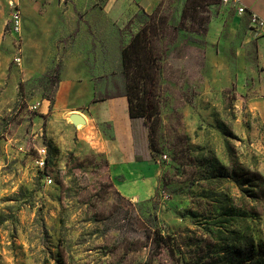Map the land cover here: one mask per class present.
Returning <instances> with one entry per match:
<instances>
[{
    "label": "rangeland",
    "instance_id": "obj_1",
    "mask_svg": "<svg viewBox=\"0 0 264 264\" xmlns=\"http://www.w3.org/2000/svg\"><path fill=\"white\" fill-rule=\"evenodd\" d=\"M107 1L88 5L97 13L87 25L99 34L87 54L99 66L97 96L122 86L120 49L140 27L132 18L119 26L117 18L104 17ZM184 2L163 0L154 9L168 16V26L159 42L156 152L147 138L148 153L141 156L157 165V184L145 200L121 195L103 158L58 148L34 127L37 105L54 97L53 69L62 66L61 56L40 77L12 76L22 65L14 58L24 54L10 32L2 34L0 264H264V114L245 112L221 79L209 96L210 82L180 66L189 55L203 60L210 24L227 13L221 21L227 32L234 10L221 2L202 7L186 21L188 30H179ZM28 53L25 61L33 64L35 50ZM145 137L146 128L137 125L139 150ZM41 148L43 169L36 164ZM156 232L165 238L160 244L153 241Z\"/></svg>",
    "mask_w": 264,
    "mask_h": 264
},
{
    "label": "crops",
    "instance_id": "obj_2",
    "mask_svg": "<svg viewBox=\"0 0 264 264\" xmlns=\"http://www.w3.org/2000/svg\"><path fill=\"white\" fill-rule=\"evenodd\" d=\"M11 1L18 3L20 11V49L24 54L20 72L13 71L12 76L20 73L23 80L40 77L50 68L55 55L60 54L62 61L53 100L42 99L37 105L34 127H40L41 133L58 148L103 158L108 176L124 197L135 201L151 198L158 167L146 158H136L148 153L147 137L142 149L136 143V126L145 129L143 121L130 118L124 96L96 100L93 78L98 75L99 66L93 67L87 54L91 41L97 42L95 37L99 34L93 31L91 35L87 30V25L96 23L93 19L97 14L89 11V0L76 3L75 0H0V47L10 18ZM117 2L124 4L123 9L114 10ZM159 3L158 0H108L103 16L117 18V24L123 26L137 10L151 13ZM242 4L246 8L242 15L223 5L234 10L229 16L227 32L221 21L228 15L222 13L219 20L210 24L203 60L189 55L181 60L180 66L184 71L191 68L193 76L210 82L209 96L212 87L218 86L214 82L221 79L226 86L234 88L245 112L261 116L264 114V35L254 39L249 26L250 15L264 20V0H242ZM30 49L37 55L33 64L25 61ZM5 74V69L0 67V79Z\"/></svg>",
    "mask_w": 264,
    "mask_h": 264
},
{
    "label": "trees",
    "instance_id": "obj_3",
    "mask_svg": "<svg viewBox=\"0 0 264 264\" xmlns=\"http://www.w3.org/2000/svg\"><path fill=\"white\" fill-rule=\"evenodd\" d=\"M218 2L220 0H185L180 21L175 28L188 30L187 20L194 21L200 8ZM157 13V11L142 12L132 16V21L139 22L140 27L120 49L119 74L123 82L122 86L118 87L113 95L96 97V100L126 97L130 118L143 121L151 152H156V146L152 141L160 122L159 75L163 52L159 42L166 35L168 26V16ZM53 70L56 72L54 80L57 84L61 71L60 64H56ZM48 100L52 102L53 97ZM136 158L142 159L138 155ZM164 239L159 232L153 235L156 244H160Z\"/></svg>",
    "mask_w": 264,
    "mask_h": 264
},
{
    "label": "built area",
    "instance_id": "obj_4",
    "mask_svg": "<svg viewBox=\"0 0 264 264\" xmlns=\"http://www.w3.org/2000/svg\"><path fill=\"white\" fill-rule=\"evenodd\" d=\"M159 2H162L163 0H158ZM220 2L223 5L231 6L234 9H236V12L238 14H245L246 8L242 4V0H220ZM10 18L9 22L7 23V30L14 35L15 40L17 42V45H20V34L22 30V24H21V17H20V11L18 8V3L16 1L10 2ZM249 32L252 35L254 39H257L258 37L264 35V20L258 18L255 15H250V26H249ZM21 51V49H20ZM14 63L19 65L21 63V56H17L14 58ZM39 158L36 160V164L41 166L42 169L44 168L46 164V150L45 148H41L38 150ZM46 182L50 184L52 180L50 178H46Z\"/></svg>",
    "mask_w": 264,
    "mask_h": 264
}]
</instances>
